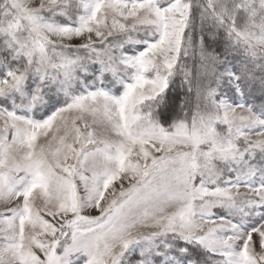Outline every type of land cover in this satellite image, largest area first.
Masks as SVG:
<instances>
[{
    "label": "snow or ice",
    "instance_id": "obj_1",
    "mask_svg": "<svg viewBox=\"0 0 264 264\" xmlns=\"http://www.w3.org/2000/svg\"><path fill=\"white\" fill-rule=\"evenodd\" d=\"M0 264H264V0H0Z\"/></svg>",
    "mask_w": 264,
    "mask_h": 264
}]
</instances>
